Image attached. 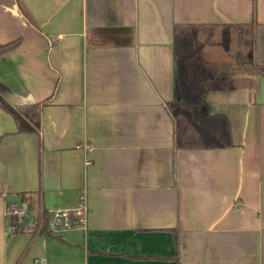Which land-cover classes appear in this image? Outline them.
<instances>
[{"label": "crops", "instance_id": "obj_1", "mask_svg": "<svg viewBox=\"0 0 264 264\" xmlns=\"http://www.w3.org/2000/svg\"><path fill=\"white\" fill-rule=\"evenodd\" d=\"M22 1L38 27L0 0V43L21 38L0 53V83L51 100L42 144L0 108V264L29 240L10 233L8 205L24 200L30 226L39 190L49 211L85 201L86 228L37 236L20 264H264V0ZM254 7L262 71L202 103L229 118L233 144L176 150L175 24L250 21ZM205 56L236 64L230 52Z\"/></svg>", "mask_w": 264, "mask_h": 264}, {"label": "trees", "instance_id": "obj_2", "mask_svg": "<svg viewBox=\"0 0 264 264\" xmlns=\"http://www.w3.org/2000/svg\"><path fill=\"white\" fill-rule=\"evenodd\" d=\"M18 11L31 25L38 27L37 21L22 0H15ZM256 7L253 18L242 22L184 23L174 26L176 97L166 103V108L174 123V145L181 148H219L233 144L229 118L221 113L209 114L202 110L205 94L222 85L238 88L252 87L250 77L262 69L255 61ZM18 37L0 43V53L17 47ZM208 50L230 52L236 57V64L221 67L208 60ZM245 74L244 76H238ZM236 76L221 79V76ZM223 80V82H222ZM224 83V84H222ZM51 97L41 101L25 99L0 83V108L12 115L17 132H36L42 144L43 108ZM37 212L34 222L25 227L18 215H6L10 233L26 232L29 240L14 264H20L28 246L39 235H54L48 229L49 210L43 201L42 190L37 192Z\"/></svg>", "mask_w": 264, "mask_h": 264}, {"label": "built area", "instance_id": "obj_3", "mask_svg": "<svg viewBox=\"0 0 264 264\" xmlns=\"http://www.w3.org/2000/svg\"><path fill=\"white\" fill-rule=\"evenodd\" d=\"M88 204L81 201L74 207H57L49 211L48 229L53 233L61 232L71 228L85 229L87 224ZM28 212L27 204L24 200H18L8 205L6 215H18L22 217ZM9 231L11 227L9 226ZM34 262L40 264L47 263L45 255L37 256Z\"/></svg>", "mask_w": 264, "mask_h": 264}, {"label": "rangeland", "instance_id": "obj_4", "mask_svg": "<svg viewBox=\"0 0 264 264\" xmlns=\"http://www.w3.org/2000/svg\"><path fill=\"white\" fill-rule=\"evenodd\" d=\"M231 55V54H230ZM33 214V213H32Z\"/></svg>", "mask_w": 264, "mask_h": 264}]
</instances>
